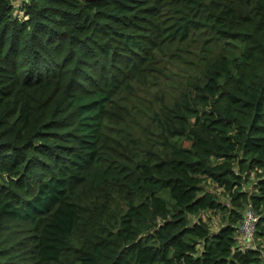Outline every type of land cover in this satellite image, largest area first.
Instances as JSON below:
<instances>
[{
  "label": "trees",
  "instance_id": "16d2710c",
  "mask_svg": "<svg viewBox=\"0 0 264 264\" xmlns=\"http://www.w3.org/2000/svg\"><path fill=\"white\" fill-rule=\"evenodd\" d=\"M249 205L264 0H0V264H264Z\"/></svg>",
  "mask_w": 264,
  "mask_h": 264
},
{
  "label": "built area",
  "instance_id": "2783aa9c",
  "mask_svg": "<svg viewBox=\"0 0 264 264\" xmlns=\"http://www.w3.org/2000/svg\"><path fill=\"white\" fill-rule=\"evenodd\" d=\"M260 216L254 210L252 205H249L244 213V217L239 225V239L238 247L241 250L256 248L255 236L257 231V224L259 223Z\"/></svg>",
  "mask_w": 264,
  "mask_h": 264
},
{
  "label": "rangeland",
  "instance_id": "374dc122",
  "mask_svg": "<svg viewBox=\"0 0 264 264\" xmlns=\"http://www.w3.org/2000/svg\"><path fill=\"white\" fill-rule=\"evenodd\" d=\"M183 74H185L184 71L182 72V75ZM166 83L168 85H172L171 81H169V80ZM145 95H147L146 91L141 94V96H145ZM183 145L190 147V143L187 142V141H183ZM252 181L253 180H251V182ZM248 187H250V186H248ZM219 191L220 190H218V192ZM163 197L166 200V203H167L168 207L171 208L172 205H173V200L168 196V194H164ZM201 217L203 218L204 221H206L210 225L212 231L217 230L220 227V225H221L220 220H219L220 216L218 214L204 213V214L201 215ZM257 231H258V227H257ZM257 231H256L255 245L261 244L262 246H260V247L264 251V236L261 235V234L258 235Z\"/></svg>",
  "mask_w": 264,
  "mask_h": 264
}]
</instances>
